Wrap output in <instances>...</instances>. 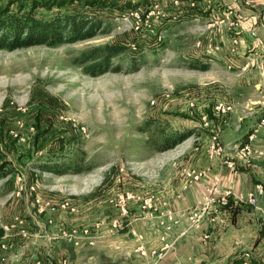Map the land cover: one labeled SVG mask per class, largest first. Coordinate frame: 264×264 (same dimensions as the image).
Masks as SVG:
<instances>
[{
    "label": "rangeland",
    "instance_id": "1",
    "mask_svg": "<svg viewBox=\"0 0 264 264\" xmlns=\"http://www.w3.org/2000/svg\"><path fill=\"white\" fill-rule=\"evenodd\" d=\"M9 1L0 0V5ZM56 8L38 15L50 17ZM112 9L70 1L63 12H88L102 24L95 37L0 51V164H8L7 177L0 178V224L14 218L31 226L30 214L37 210L39 216L46 209L60 223L63 211L74 208L85 210L93 222L101 214L93 207L96 197L102 208L120 215L124 206L118 201L130 193L128 177L150 176L155 184L162 170L172 174L179 161L189 158L190 149L205 142L210 143V157L226 155L224 162H235L231 153L218 154L210 147L219 143L227 149L223 141L237 143L247 134V129L234 130L235 110L255 98L252 88L239 87L235 76L227 85L222 64L203 63L207 55H200L203 62L196 59V43L205 40L202 29L187 21L160 27L158 2L140 0L137 7L119 9L122 13ZM136 11L143 14L142 21L130 16ZM93 65L99 66L96 74L91 73ZM101 69L107 71L100 74ZM221 104L225 112L218 111ZM174 133L189 137L166 150L170 144L163 136ZM61 148L66 162L71 154L75 159L83 155L89 169L64 176L41 170L47 156H60ZM237 148L240 156V144ZM191 174L192 179L200 175Z\"/></svg>",
    "mask_w": 264,
    "mask_h": 264
},
{
    "label": "crops",
    "instance_id": "2",
    "mask_svg": "<svg viewBox=\"0 0 264 264\" xmlns=\"http://www.w3.org/2000/svg\"><path fill=\"white\" fill-rule=\"evenodd\" d=\"M158 7L160 27L187 21L204 31V43H196L193 51L198 61L207 55L202 62L222 64L227 85L235 76L239 87L252 88L255 98L235 110L234 130L247 129V134L240 142L223 143L229 148L243 145L257 130L255 155L247 160L232 154L237 155L234 173L224 162L226 155H208L210 143L205 142L189 148V158L175 163L172 174L162 170L155 184L150 176L128 177L126 193L134 197L127 200V215L102 208L103 201L96 197L93 207L101 214L93 222L85 210L74 208L63 211L58 223L50 209L43 208L39 216L37 210L30 214L31 226L14 218L1 223L0 264H147L154 251L166 253L160 264H264V190H257L259 185L264 188V126L259 127L264 119V0H158ZM191 172L200 174L197 181L188 176ZM116 187L111 188L114 200L119 196ZM213 188L218 189L217 203L194 222L192 210L201 207ZM251 193L257 195L259 208L249 203ZM64 231L77 237L63 236Z\"/></svg>",
    "mask_w": 264,
    "mask_h": 264
},
{
    "label": "trees",
    "instance_id": "3",
    "mask_svg": "<svg viewBox=\"0 0 264 264\" xmlns=\"http://www.w3.org/2000/svg\"><path fill=\"white\" fill-rule=\"evenodd\" d=\"M70 1H82L86 7L96 8L101 5L113 8L111 12L113 11L114 14L122 13L119 9L125 10L129 7H137V3L140 2L133 3L127 0L129 3L125 1L122 4L121 0H11L5 5H0V51L12 52L36 45L56 47L95 37L96 30L102 24L92 16H88L90 15L88 12H83L84 14L63 12L62 8L70 4ZM14 3H17L15 8L12 7ZM54 8L58 11L50 17L38 15L43 9L49 12ZM94 57L95 54L92 53L90 60ZM110 60L111 58L108 57L107 62ZM96 66L93 65L90 68L91 73L96 74V70H98ZM106 71L101 69L99 73L104 74ZM163 137L165 144H170L166 146V150H169L185 141L189 134L174 133L172 136L164 135ZM58 152L60 156L56 153L47 156V163L40 166L41 170L64 176L67 174L78 175L89 169L83 166L85 162L83 155L79 158L76 155L75 159V156L71 154L69 160L67 159L68 162H66L65 158L67 156L63 155L66 149L61 148ZM7 166L6 162H3L0 166V178L7 177L8 173L4 172Z\"/></svg>",
    "mask_w": 264,
    "mask_h": 264
},
{
    "label": "built area",
    "instance_id": "4",
    "mask_svg": "<svg viewBox=\"0 0 264 264\" xmlns=\"http://www.w3.org/2000/svg\"><path fill=\"white\" fill-rule=\"evenodd\" d=\"M153 2H155L156 4H157V2H158V0H152ZM153 10H151L149 13H148V15L149 16H151L152 14H153V12H152ZM142 14V13H141ZM140 14V12H138V11H136V12H134V13H132L130 16L132 17V18H134V19H136V20H139V21H142V15ZM262 22H263V24H264V14H263V16H262ZM231 25H236V24H231ZM137 28L139 29V25H137ZM251 37H256V32H251ZM234 43L236 44L237 43V40H234ZM217 109H218V111L220 110V111H222V112H225L226 111V107L223 105V104H221L220 106H218L217 107ZM230 108H227V110H229ZM261 126H264V119H262L261 120V122H260V124H259V127H261ZM257 132V130L256 131H254V134H250V136H249V138H248V142L246 143V144H244V145H240V154L241 155H243V156H245V158L248 160L249 158H251V156L255 153L254 151V149H253V147H252V142L254 141V139H255V133ZM238 145H235L234 147H230V148H227V149H225V148H222V146H220L219 145V143L217 144V145H212L211 147H210V150L211 151H214L215 153L217 152L218 154H220V152H222V154H224V153H231V154H234L235 152L236 153H239L238 151ZM235 156V155H234ZM233 158H235V157H233ZM226 164L228 165V167H230L232 170H234V172L235 173H237L238 171H237V167H236V163L235 162H233L232 160H228V161H226ZM190 177L192 176V174L190 173V174H188ZM199 177H200V175H195L194 177H193V179H195L196 181L199 179ZM257 190H258V192H259V194L260 193H262L263 192V190H264V188H263V186L262 185H259L258 187H257ZM217 193H218V189L217 188H213V189H211V190H209V192H208V194H207V196H206V198H205V201H204V203L203 204H201V207H199V208H196V209H194V210H192V212H191V216H190V218L194 221V222H198V220H200L209 210H210V208L212 207V206H214L216 203H217V201H216V195H217ZM227 196H229V194H226V196H225V198L227 197ZM132 197H134V196H131L130 194H127V197L125 198V197H121L120 199H119V201H118V204H120V205H122L121 207H123L122 208V211H123V215H127L128 214V209L126 208V201L127 200H129V199H131ZM225 198L223 197L221 200H220V202H221V204L223 205V204H226V200H225ZM248 198H249V203L252 205V206H254V207H256V208H259L258 207V197H257V195L255 194V193H251V194H249V196H248ZM124 204V205H123ZM66 207V205L64 204L63 205V208H65ZM52 210H56V208L55 207H53L52 208ZM114 228L115 229H118L119 228V226L118 225H116V226H114ZM85 234H88V231L87 230H85ZM62 235L63 236H67V237H70V238H75V237H77L76 236V232H71V234H69V233H66V231H64L63 233H62ZM142 253L144 254V255H147L146 254V252L144 251V250H142ZM152 260L151 261H149L147 264H160V262L162 261V259L164 258V253H162V252H157V251H154L153 253H152ZM63 264H67L66 263V261L63 263ZM246 264H251V263H246Z\"/></svg>",
    "mask_w": 264,
    "mask_h": 264
}]
</instances>
